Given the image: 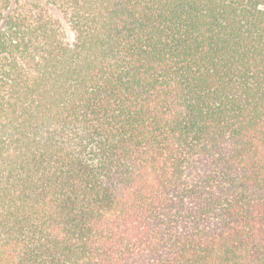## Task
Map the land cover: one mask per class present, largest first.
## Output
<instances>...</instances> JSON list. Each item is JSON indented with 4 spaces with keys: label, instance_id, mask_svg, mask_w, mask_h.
<instances>
[{
    "label": "trees",
    "instance_id": "trees-1",
    "mask_svg": "<svg viewBox=\"0 0 264 264\" xmlns=\"http://www.w3.org/2000/svg\"><path fill=\"white\" fill-rule=\"evenodd\" d=\"M0 264H264V0H0Z\"/></svg>",
    "mask_w": 264,
    "mask_h": 264
}]
</instances>
